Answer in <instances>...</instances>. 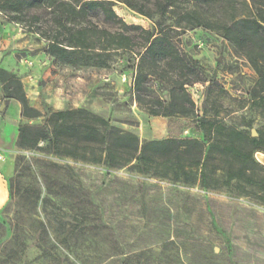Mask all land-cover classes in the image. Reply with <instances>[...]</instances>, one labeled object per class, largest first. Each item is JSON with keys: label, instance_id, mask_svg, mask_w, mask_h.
Returning <instances> with one entry per match:
<instances>
[{"label": "rangeland", "instance_id": "374dc122", "mask_svg": "<svg viewBox=\"0 0 264 264\" xmlns=\"http://www.w3.org/2000/svg\"><path fill=\"white\" fill-rule=\"evenodd\" d=\"M105 1L114 3L115 13L126 24L153 28L155 19L129 9L124 0ZM100 25L114 30L109 24ZM175 42L203 67L207 82L188 89L199 111L212 76L236 96L252 86L253 71L214 33L194 29ZM43 46L37 35L0 14V69L20 81L30 107L43 113L85 109L140 140L173 137L186 125L151 117L137 108L127 56L107 69L74 67L47 56ZM2 107L0 143L15 151L14 163L17 157L22 159L6 181L8 195L12 185L11 205L5 209L8 197L0 209V264H264L263 206L145 177L127 168L69 163L73 170H67L65 161L21 151L16 145L14 149L18 127L40 120L21 119L19 102L4 99L0 83ZM178 136L196 135L186 129ZM255 158L264 165V153H256ZM27 195L39 200L30 206L24 202ZM34 220L47 221L45 233ZM14 224L18 245L10 248Z\"/></svg>", "mask_w": 264, "mask_h": 264}, {"label": "trees", "instance_id": "16d2710c", "mask_svg": "<svg viewBox=\"0 0 264 264\" xmlns=\"http://www.w3.org/2000/svg\"><path fill=\"white\" fill-rule=\"evenodd\" d=\"M123 3L139 15L155 19L153 28L126 24L115 13L114 3L105 0H0V14L37 35L44 42L42 51L59 63L107 69L127 56L137 108L151 117L181 120L186 125L173 137L140 140L85 109H47L43 113L28 105L20 81L0 69L3 98L19 102L21 119L40 120L18 127L16 147L65 161L70 171L69 163L106 170L127 168L145 177L246 198L264 207V165L255 158L256 153H264V0ZM194 29L214 33L227 42L256 76L240 96L212 76L202 111L188 89L207 82L203 67L175 42ZM186 129L196 136H178ZM21 159L17 157L15 168ZM12 200L10 185L5 209ZM38 200L39 196L24 198L30 206ZM46 202L42 200L43 205ZM34 222L45 233L47 221ZM12 229L10 248L18 245V226L14 224ZM3 256L7 262L9 254Z\"/></svg>", "mask_w": 264, "mask_h": 264}, {"label": "crops", "instance_id": "0c3cea01", "mask_svg": "<svg viewBox=\"0 0 264 264\" xmlns=\"http://www.w3.org/2000/svg\"><path fill=\"white\" fill-rule=\"evenodd\" d=\"M17 139V131L13 135V146L15 145ZM15 149V146H14ZM0 152L4 156V160L0 161V209L8 201V190L6 181L13 177L14 175V155L15 151L13 149L8 150L4 144L0 143Z\"/></svg>", "mask_w": 264, "mask_h": 264}, {"label": "water", "instance_id": "95a60500", "mask_svg": "<svg viewBox=\"0 0 264 264\" xmlns=\"http://www.w3.org/2000/svg\"><path fill=\"white\" fill-rule=\"evenodd\" d=\"M3 111V107L0 109V112H2ZM251 135L253 136V137H255L256 136V132H255V130L253 129V130H251Z\"/></svg>", "mask_w": 264, "mask_h": 264}, {"label": "built area", "instance_id": "2783aa9c", "mask_svg": "<svg viewBox=\"0 0 264 264\" xmlns=\"http://www.w3.org/2000/svg\"><path fill=\"white\" fill-rule=\"evenodd\" d=\"M4 160V156L3 154L0 152V161H3Z\"/></svg>", "mask_w": 264, "mask_h": 264}]
</instances>
